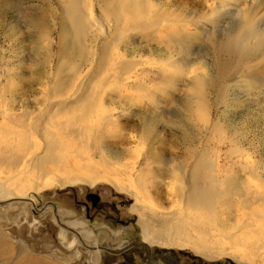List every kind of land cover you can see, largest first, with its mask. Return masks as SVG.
<instances>
[{
    "label": "rangeland",
    "instance_id": "1",
    "mask_svg": "<svg viewBox=\"0 0 264 264\" xmlns=\"http://www.w3.org/2000/svg\"><path fill=\"white\" fill-rule=\"evenodd\" d=\"M152 1L151 9L157 8L163 14L174 16L171 18L169 14V21L189 16L188 22L192 20L212 31L213 37L206 34L196 39L193 35V40L186 36L193 41L194 74L206 77L214 88L210 93L209 108L199 109L200 93L197 94L194 87H187L174 68L165 67L178 60L173 50L179 48L167 33L180 22L165 21L161 25L169 24L172 28L168 26L170 31L166 29L161 33L156 29L139 28L125 34V41L119 43L102 39L95 48L93 43H86L88 56L93 61L91 72L102 50L108 54L112 67L96 76L87 98H80L81 93L78 97L56 98L55 85L73 76L79 61L72 53L63 54L60 49L61 39L62 44L69 46L68 38L62 35L66 28L63 17L67 1L0 0V177L29 176L32 180L29 187H35V183L51 171L70 178L116 174L133 183L146 179L150 184L152 203L162 206L173 219L169 235L175 245L149 248L133 245L138 240L142 242L140 216L133 209L135 201L110 183L99 182L94 186L77 183L62 187L55 181L51 188L39 194L29 193L26 199H0V264H168L164 262L167 254L177 260L169 264H241L227 255L228 252L248 258L252 264H264V233L239 231L244 218L238 213L237 196L230 195L220 203L221 208L232 207L224 214L225 226L215 225L206 215L205 223L202 222L204 226L198 225L197 218H193L182 228L177 222L187 213L183 203L178 196L173 200L166 199L182 182L179 176L174 177L175 169L186 168V172H192L197 158L203 154H208V159L218 160L219 174L224 176L221 182H228L227 176H237L264 192L257 175L251 176L249 170L238 164L233 168L228 154V151L242 152L251 166L259 168L258 176L264 172V61H255L251 64L255 69L249 71L244 64L240 67V63L217 52L209 39H218L219 43L225 41V35L234 31L237 21L230 15L224 16L219 24L214 23L217 16L227 12L226 8L219 14L213 11L218 9L219 0ZM234 3L229 1L227 6L231 9ZM260 9L259 17L263 19L264 7ZM97 10L103 17L100 27L104 31L111 22L100 8ZM139 21L143 23V20ZM147 22L148 19L146 25ZM190 29L192 33L196 32L194 27L190 26ZM129 61L133 63L135 73L131 71L133 78L130 81L121 82L123 72L119 68ZM252 74L254 80L250 77ZM191 99L193 102L198 99L197 103H190ZM80 104L93 105V121L98 125V131L87 135L76 132L69 136L68 150L59 148L56 151L64 158V165H40L33 159L32 164L21 168L11 154H4L2 142L17 135L16 131L22 129L21 124L28 115L43 117L39 123L42 124L49 110L62 112V107L69 110ZM109 113H112L111 121H107ZM76 114L57 118L66 121ZM214 124L219 130L213 129ZM153 142L158 144L152 146ZM152 156L157 160L154 161ZM165 159L169 161L168 166L162 163ZM148 166L151 174H146ZM231 169H235L234 174ZM157 173L164 183L162 186L156 184ZM185 178L189 179V176ZM228 186V192L233 193ZM20 187L19 181L13 189ZM156 194L161 196L156 197ZM91 195L99 199L96 208ZM74 223L77 224L75 230L66 227ZM84 228L92 232L91 237L79 231ZM106 228L111 233L105 231ZM62 232L66 237L61 236ZM127 239L133 242L124 247L123 242ZM194 243L206 244L209 257L197 253ZM184 244L190 246H179ZM132 257L136 262H126V258ZM151 257L160 262H148Z\"/></svg>",
    "mask_w": 264,
    "mask_h": 264
},
{
    "label": "bare ground",
    "instance_id": "2",
    "mask_svg": "<svg viewBox=\"0 0 264 264\" xmlns=\"http://www.w3.org/2000/svg\"><path fill=\"white\" fill-rule=\"evenodd\" d=\"M66 1L67 2L65 3L63 17V22L66 25V28L63 29L62 35L65 39L68 38L69 46H67V43L66 45L62 44L63 41L61 39L60 49L63 54L72 53V56H74V58L76 60L78 59L79 61L75 66L76 71L74 72L73 76L69 77L67 80L63 79L60 83L55 85V95H57L56 98H64L66 96L78 97L80 93L82 94L80 98H87L93 88L91 84L96 76L101 74V72L106 71L107 68L112 67L113 64L108 58V54L104 50H102L103 52H100L99 58L97 57L98 59L95 65V69L93 70V72H91L90 70H92L93 61L88 56L89 47L87 48L86 43H93L94 48L102 39L116 41L117 43H119L121 41H125L123 40V36L125 34L127 35L128 32L137 30L139 28L141 29L142 27L156 29L159 33H161L167 31L169 28H172V26L169 24L167 26H162V23H164L165 21H168L167 23L174 21L167 20L170 13L163 14L160 12V9H151L153 7L152 0ZM229 1L235 2L231 9L230 5H228L229 7L227 6ZM242 2L244 4L249 2V5L246 6V4L245 7L243 6ZM218 3V9H215L213 11L215 13H218L226 8L225 10L227 12L222 13L221 16H217V18L214 19L215 24H219V21L221 19L223 20L224 16L230 15L233 17L235 16L237 21L233 26L234 31L225 35V41L219 43L218 39L214 40L211 37L209 41L213 42L217 52L223 54L224 56L226 55L228 58L235 60L237 63H240V67H243L241 65L244 64L247 70H254L255 68L253 69V66H251L252 63H255V61H264V18L262 19L259 17L261 12L260 8L264 7V0H219ZM98 8L102 10L101 12L104 14L105 18H109V21L111 22V26H106V28H104V31L101 30L100 27L101 18L103 17H100L98 15ZM150 12L153 14L151 15ZM126 16H129L130 20L126 19ZM257 16L259 17V20H257ZM173 17L171 15V18ZM146 18L148 19L147 25L145 23L147 20ZM190 18L191 17L189 16L181 18L179 17V19L174 18L177 23L180 22L181 24L179 23V25H176V27L175 24H173L175 28H173L172 31H170L169 29L168 31L170 32L169 34L167 33V35L173 40L176 47L179 48V50L177 51L173 50L174 53H177L178 60L175 62V64H172V66L167 65L165 67L174 68L180 79L185 80V82L187 83V87L188 85L191 89L194 87L193 90L197 91V94L198 92L200 93L199 100H196L199 103L198 108L201 110H205L210 107L209 97L210 93L212 94L214 88L208 84V80L206 79V77L202 78L201 76L194 74L193 68L195 64L194 59H192L193 57L191 58V56H193L191 54V42L193 41L189 38H193V40H195V37L196 39H198L199 37L205 36L206 34L212 35V31L210 29H208L207 31V29H205V25L202 26L201 24L193 22L192 20L191 22H188V19ZM139 20H143V23H141ZM175 21L173 23H175ZM189 25L191 27H194V29H196V32L192 33ZM175 29H177V31ZM193 35H195V37H193ZM186 36L189 38L187 39ZM108 47H110V45ZM104 48L106 50L107 45L104 46ZM181 53H183V56H181ZM132 64L129 61L127 64H124L119 68L121 72H123L122 78H119L121 82L130 81L133 78V76L131 75V71H133ZM98 70L100 72H98ZM252 76L253 74L250 77L254 80L255 77L253 78ZM196 101L194 102L197 103ZM194 102L192 101V99L190 100V103L195 104ZM192 106L194 107V105ZM63 109L64 107L60 109L62 112L49 110L47 115L45 116L47 117V119L46 121L43 120L45 122L42 124H39L41 116H39V118H31V116L28 115L25 118L26 121H23L24 123L22 122L21 124L22 129L16 131L17 135L15 137L11 136L5 142H2L4 147V154H11L14 160H16V163L19 164V166L21 165V168H24V166L26 165L32 164L33 159H37V162L40 165H64V158L61 156V154L58 155L56 153L57 149L67 148L70 144L69 142H67V138L69 136L72 137L76 132L82 135H87L91 132H95L96 134V132L98 131V125L95 123V121H93V118L95 117L93 116V105L80 104L75 108H69V110ZM208 111L209 110H207V113ZM191 112H193V110ZM74 113H77L75 117H69L68 120L65 119L66 121H63L59 118L61 120L60 121L57 118V116L59 115H64L63 117H66L71 116ZM26 114L24 115L26 116ZM111 114L112 113H109V115L107 116V121L112 120L113 117ZM94 123L96 125H93ZM214 125L215 126L213 127V129L216 131L219 130V126L216 124ZM208 127L209 125L206 129H208ZM8 128L12 127L9 126ZM220 132H222V130H220ZM155 135L158 134L155 133ZM39 139H42V142ZM155 144L158 143L153 142L152 146H154ZM67 150L68 148L65 149V151ZM37 152H39V154H37ZM228 154L230 157L229 161L233 164V168L238 164L245 170H249L248 172L251 176H255L256 174L262 188H264V172L261 173L260 176H258L259 168L255 165L251 166L247 161L248 158H246V155L244 153L238 151H228ZM207 155H199V157L197 158V162L194 164L191 170L192 172L190 173L186 172V168H178L174 171V177L178 178L177 176H179L182 182L178 184L179 187L175 191L176 194H171L170 192L166 199L171 198V200H173L178 196L180 198V201L184 205V209L187 212L185 216H183L177 222L178 227L182 228L186 221L193 218H197L198 225L204 226V224L202 225V222H204L203 218L206 217V215L210 216V218L212 219L211 221H214L215 225L218 224V226H225L226 224H223L225 222V219L223 218L224 214L230 212V209H232V207L228 206L221 208L220 203L224 199H226V197L233 195L237 196L239 199L240 206L238 209V213L240 212L239 216H242L241 218H244L239 231L264 233V192H261V188L256 185H249V183H247L246 181L244 182L237 179V176H227L229 178V181L221 182L220 180L224 176L219 174L220 165L218 160L208 159ZM152 158L154 161L157 160L153 156ZM162 163L164 164V166L169 165V161L167 159L163 160ZM148 167L149 172H147L146 174H151V167ZM231 170L233 172L232 174H234L235 169ZM156 176V184L162 186L164 184L162 178H160L158 173L155 175V177ZM185 176H189V179H186ZM27 177L29 179H26ZM26 178H23V176L14 178L0 177V199L9 200L8 198L11 197H14L16 199H26L29 193L39 194L40 192H44L47 189L51 188V184L55 181L61 184L62 187L73 186L77 183H86L90 186H94L99 182H108L113 185L117 191L126 192L134 199L135 205L133 209L140 216L138 224L139 221H141V225L139 224L142 228L141 240L146 246L152 247L154 245H157L170 247L171 245H175L174 243H172V235H169V230H172L169 229V227L171 224L173 225V219L172 217H168L170 214L168 215L167 213H165L162 206H160L159 204H154V201V203H152L148 190V186H150V184L146 181L145 178V182L140 179L137 180V183H133L131 180H123V178L116 174H91L70 178L62 176L60 177V175H55L51 171L48 172V174H46L41 181L35 183V187H29L28 185L32 182V180L29 176H26ZM184 178L186 179L185 184L183 181ZM19 181L21 182L20 189H13V187ZM156 184L154 183V186ZM228 185H230V187L232 188L233 193L228 192ZM219 186L221 187V189H219ZM158 196L161 195L156 194V197ZM179 212L181 213L182 210L179 209ZM252 218L255 219L250 220ZM76 226L77 224L74 223L71 224L69 228L74 229ZM61 236L64 237L65 232H62ZM87 236L91 237V235H89L88 233ZM173 238L176 239V236L174 235ZM131 242L132 241L130 239L126 240L125 243L123 242L124 247ZM179 246L184 247L190 245L184 244ZM97 248L99 247H96V249ZM193 248L196 249L197 253L199 252L204 256L209 257V254L207 252L209 248L206 244L194 243ZM227 255L236 258V260L238 259L241 264L253 263L250 259H244L243 256H238L235 252H228Z\"/></svg>",
    "mask_w": 264,
    "mask_h": 264
},
{
    "label": "flooded vegetation",
    "instance_id": "3",
    "mask_svg": "<svg viewBox=\"0 0 264 264\" xmlns=\"http://www.w3.org/2000/svg\"><path fill=\"white\" fill-rule=\"evenodd\" d=\"M90 198H91V202H92V204L94 205V208H96L95 206H96V204L99 202V199H98V197L96 196V195H91L90 196ZM89 202H87V215L90 217L92 214L90 213V211H89ZM103 207L104 206H106V205H102ZM103 207H100V209H102ZM59 223H61V222H59ZM62 224V223H61ZM71 224H68V229L69 230H75V228L77 227H75L74 229L73 228H69V226H70ZM66 228V229H67ZM66 231V230H65ZM81 233H83V235H86L87 236V233L89 234V235H91L92 236V232L90 233V232H88V231H86V229L84 228V229H82V230H79ZM85 231V232H84ZM105 231H109L110 233H111V231L108 229V228H106V230ZM82 239V238H81ZM128 240V239H127ZM133 242V241H132ZM131 242V243H132ZM131 243H129V244H131ZM128 244V245H129ZM136 246H138V245H136ZM142 247H145V246H138V248H142ZM148 248H149V246H148ZM98 249V248H97ZM129 250V249H128ZM163 256V255H162ZM126 262H136V260L132 257V258H126ZM148 262H160V260H157V259H154L153 257H151L149 260H148ZM164 262H169V263H176L177 262V260L175 259V258H173L171 255H166L165 256V259H164ZM168 263V264H169Z\"/></svg>",
    "mask_w": 264,
    "mask_h": 264
},
{
    "label": "water",
    "instance_id": "4",
    "mask_svg": "<svg viewBox=\"0 0 264 264\" xmlns=\"http://www.w3.org/2000/svg\"><path fill=\"white\" fill-rule=\"evenodd\" d=\"M133 245H138V246H146L144 243H142L141 241H137V242H134ZM148 247V246H146Z\"/></svg>",
    "mask_w": 264,
    "mask_h": 264
}]
</instances>
